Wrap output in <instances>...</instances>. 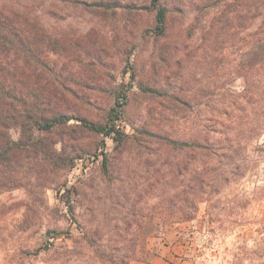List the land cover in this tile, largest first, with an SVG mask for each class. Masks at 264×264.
<instances>
[{
  "label": "rangeland",
  "instance_id": "obj_1",
  "mask_svg": "<svg viewBox=\"0 0 264 264\" xmlns=\"http://www.w3.org/2000/svg\"><path fill=\"white\" fill-rule=\"evenodd\" d=\"M151 2L0 0L55 40L36 51L35 92L70 119L9 133L24 149L2 172L0 264H138L175 231L187 264H264V126L247 132L263 121L264 9L250 24L244 0H159V33ZM114 108L121 144L82 126ZM230 142L233 160L202 156ZM203 163L211 201L166 220Z\"/></svg>",
  "mask_w": 264,
  "mask_h": 264
},
{
  "label": "trees",
  "instance_id": "obj_2",
  "mask_svg": "<svg viewBox=\"0 0 264 264\" xmlns=\"http://www.w3.org/2000/svg\"><path fill=\"white\" fill-rule=\"evenodd\" d=\"M151 5L156 12L154 16L155 27L161 33L164 31L166 9L160 5L159 0H152ZM244 7L245 14L248 15L246 19L251 24L252 20L264 9V4L261 0H244ZM20 13L22 14L17 8H0V189L5 187V179L2 177L5 164L12 162L17 152L24 149L21 141L13 142L10 139L9 133L11 130L28 133L31 137L34 130L51 131L70 120L58 113L60 111L54 110L50 106L51 102L47 98L50 95L49 89L43 91V95L47 97L44 96L43 101L38 102L39 96L35 92L34 78L38 74V67L46 69V66L36 57V51L39 48L51 50L55 40L52 41L47 35L48 33L36 21L31 19L24 20ZM262 34L263 38L260 39L256 49L261 56V69L264 72V29ZM24 58H26L25 62L23 61ZM24 77L28 79V82H24ZM61 95V93H56L55 96ZM261 99H263L262 109H264V84L261 89ZM59 105L58 107L62 108L61 103ZM119 115L120 110L117 108L112 109V114L110 115L111 124L109 126H99L92 123H84V121H81V124L92 132L106 136L114 135V140L121 144L124 136L115 127V121L118 120ZM262 117V127L250 126L248 128L249 138L254 136L257 128L263 129L264 113ZM228 141L227 139L224 143ZM232 142H230L231 144L228 147L225 144L222 146L220 143L203 147L202 156L204 158H215L217 163L214 165H219V160H233L235 151L231 147ZM214 165L203 163L190 184L182 186L180 197L166 200L168 208H174L177 203L179 206L177 215L168 213L166 220H171L174 216H176L177 220H190L196 215L199 206L203 202L211 201V198H208L209 192L206 188L211 187V184L206 182L205 174L207 173V168H212ZM53 234L54 238L58 236V233L54 232Z\"/></svg>",
  "mask_w": 264,
  "mask_h": 264
},
{
  "label": "crops",
  "instance_id": "obj_3",
  "mask_svg": "<svg viewBox=\"0 0 264 264\" xmlns=\"http://www.w3.org/2000/svg\"><path fill=\"white\" fill-rule=\"evenodd\" d=\"M186 245L180 239V233L175 231L150 241L153 255L148 261L138 264H187ZM184 249V250H182Z\"/></svg>",
  "mask_w": 264,
  "mask_h": 264
}]
</instances>
